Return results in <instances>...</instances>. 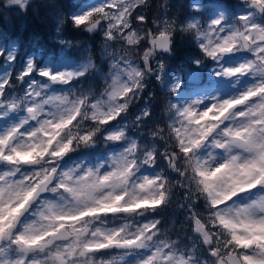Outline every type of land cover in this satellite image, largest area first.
Here are the masks:
<instances>
[{
    "label": "snow or ice",
    "instance_id": "obj_1",
    "mask_svg": "<svg viewBox=\"0 0 264 264\" xmlns=\"http://www.w3.org/2000/svg\"><path fill=\"white\" fill-rule=\"evenodd\" d=\"M252 3L259 7L264 0ZM140 4V0H105L74 16L73 23L86 31L100 28L108 39L118 34L129 45H137L144 37L134 39L135 33L125 30L130 28L129 17ZM239 19L248 17L241 15ZM198 39L204 53L217 65L214 75L227 80L233 91L227 96L211 94L171 105V122L166 129L152 132L153 144L163 140L165 151H156L150 157L155 163L151 167L143 164L134 174L136 164H126L130 159L127 152L138 151L139 144L135 139H122L127 135V125L120 123L130 105L124 102L132 101L142 90L143 73L131 61L119 64L106 93L88 98L89 111H100L101 119L85 121L86 126L78 124L83 99L73 107L68 94L46 89L55 83L70 85L92 67L91 61L75 71L40 69L36 74L46 78L47 83L30 80L19 97H8L12 84L9 74L0 78V236L18 228L23 215L45 206L47 201L51 215L45 219L54 216L56 227L35 235L27 243L41 249L51 247L57 239L49 237L63 233L59 240L72 243L64 244L63 251L52 253L54 264L80 259L100 260L102 264H264V25L257 27L253 23L243 32L233 31L216 18ZM148 40L151 48L144 51L145 60L154 47H167L169 36L166 31L149 33ZM236 53H246L248 58L234 64L224 62ZM6 60L11 63L14 56L8 55ZM34 71L33 61L29 60L16 79L24 81ZM113 102L114 108H105L106 103ZM148 115L143 111L142 116ZM5 120L14 122L4 125ZM136 120L140 121L141 116H136ZM74 126L75 133L61 141L64 132ZM40 137L48 145L44 168L30 163L34 159L32 146ZM100 137L119 142L122 151L94 164L77 163L62 171V161L79 150V145ZM160 158L176 174L175 184L169 172L160 168ZM146 167L160 170L141 175ZM133 180L137 192L146 195L123 206L126 193L121 189ZM175 185L185 192L192 233L190 245L181 246L183 242L167 238L158 227L161 221L156 215L171 203ZM105 188V196L112 197L109 204L97 195ZM57 192L63 195L57 197ZM92 203L98 206L87 207ZM123 216L131 217L132 223L121 225L114 220L104 227L81 232L80 225L85 221L98 224L97 217ZM14 234L17 239L26 240L21 231ZM44 241L47 244H42ZM3 254L0 249V256Z\"/></svg>",
    "mask_w": 264,
    "mask_h": 264
},
{
    "label": "trees",
    "instance_id": "obj_2",
    "mask_svg": "<svg viewBox=\"0 0 264 264\" xmlns=\"http://www.w3.org/2000/svg\"><path fill=\"white\" fill-rule=\"evenodd\" d=\"M193 3H202L206 6H221L225 12L229 13L228 15L235 12L236 8L238 10L241 4L239 0H182L180 7L183 8V10L180 15L184 22H186L190 15L197 12L190 9V5ZM79 4L80 1H77L73 3V5L68 6L66 9V16L64 18V27L66 29V34H68L67 37L68 39H73V43L83 38L85 34L84 28L74 27L73 21L69 17V15L76 10ZM63 6L65 7V5ZM155 7V9H148L145 12L147 19L151 16L154 10L159 8V1L155 3ZM204 9L207 10L208 8ZM51 19L52 18L46 10L40 6L36 7L34 11L26 8V11H22L17 13V15L11 16L10 21H6L0 16L1 50H5V47L10 40H14L16 42L15 60H17L16 58L22 53L28 55L37 52H40L41 54L54 52L57 43L52 39V32L54 30ZM261 22L264 23V20H261ZM200 28L203 30L202 26H200ZM68 29L71 31H68ZM96 36V34H93L92 38H97ZM190 38L194 39V33L189 38L182 37V33L178 31L174 34L172 37L173 53L172 55L165 54L163 56L166 61V67L162 75L163 85H160L155 81V75L148 76L144 81L145 87L138 93L137 97L132 100V104L129 105L127 113L124 114L123 120L120 121L121 124L127 125V135H131L132 138L138 142V144H153L154 137L152 136V132L158 128L166 129L167 124L171 122L169 120L170 114L166 111V105L170 100H172V102H175V100L172 98L171 93H165L162 90L172 81V77H174V75L181 74L189 69H195L196 66L193 64V59L195 57L202 58V53H200L199 48L196 47ZM91 43L92 46L90 55L93 59L95 67L90 70L91 72L88 70L83 76L76 77L70 85H59L60 90L67 91L70 87H76L78 89L91 87L92 96H100V93L103 91V86L107 82H110L113 71L110 70V65L105 62L106 60L102 61L98 58L99 49L96 45L97 42H92L91 40ZM73 48L74 47L72 46L68 49L66 54L68 58L70 57V51H72ZM148 48H151V44L147 38L146 41L141 43V52L139 58L137 59L138 66L141 68L143 67L144 51ZM152 59L153 58L151 57L149 59L151 67ZM14 73L15 67L13 66L9 72V79L12 82L11 87L8 88L9 98L13 96H22L21 91L23 83L17 85V79ZM98 74H100V78L98 77ZM185 94H187L186 90H179L178 99L180 102L184 100ZM142 108L147 109L149 115L146 117L141 116V120L137 121L134 116L141 111ZM155 145L158 152L163 153L165 151V142L163 140H159L155 143ZM109 148H112V146L108 145L106 147H101L100 145H97L92 148H82L69 154L64 161L72 160L83 155L102 154ZM158 163L160 168H164L169 172V178L175 184L177 179L176 174L167 169V162L160 158ZM160 168H151V170L159 171ZM184 195V190L181 189L179 185H175L173 188L171 203L167 207H162L156 215V218L161 221L160 225H158L161 233L171 240L183 242L181 246L190 245L192 243L189 239L192 235L189 229V220H183V217H185L184 213H188L190 215V212L189 210H181V208L188 206L184 200Z\"/></svg>",
    "mask_w": 264,
    "mask_h": 264
},
{
    "label": "rangeland",
    "instance_id": "obj_3",
    "mask_svg": "<svg viewBox=\"0 0 264 264\" xmlns=\"http://www.w3.org/2000/svg\"><path fill=\"white\" fill-rule=\"evenodd\" d=\"M80 1V4L76 8V10L69 15V17H74L77 15H80L84 13L85 11L90 10L93 7L99 6L105 2V0H55L54 3H37L33 4L30 3L26 6L29 10H35L36 7H41L49 14V16L52 18L51 21L53 23V37L52 39L56 41V49L52 53L48 54H41L40 52L33 53V54H21L16 59L13 60L11 63H8L6 60V57L8 55H12L15 57L16 52V42L14 40H10L5 50H1L4 53L3 56H0V78H2L6 73L9 74L12 67H15V76L18 72L22 71L27 64L29 60H32L34 62V66L36 71L33 72V74L30 77H27L24 81L17 80V85L20 83H23V88L21 91V95H23V91L27 89L28 87V81L34 80L40 83H47L46 78L40 77L36 72H38L40 69H49L51 72H63V71H75L77 69L82 68L84 65H86L89 61L93 63V59L90 55L91 50V40L92 42H97L98 47V58L102 61H105L107 64L110 65L113 60H119L121 66H123L124 61H131L135 66H138V58L140 56L141 52V43L143 41H146L148 38V34H158V29L161 27V25L164 23V21H168L169 23H172L174 27L179 32V29L181 26H183L188 20H199L200 26H202L203 30H206L208 28V24L210 21L214 18L223 16V24L225 28H228L231 26L233 19L245 13L248 11L245 9L243 4H240L238 10L235 9V12L228 15V12H225L221 6H212V5H203L202 3H193L190 5V9L197 11L193 15H190L189 18H187L186 22H184L181 18V13L183 8H181L182 0H145L143 4H140L132 13V15L129 17L130 22V29L125 30L127 33L129 30L136 33L138 32L144 39L140 41L137 45H124V42L121 40H117L114 42H111V47L105 50L104 46L101 43H98L101 40V32L104 31L102 29H96L91 34H89L88 31L84 30L85 34L84 37L77 40L75 43H73V39H68V34H66V29L64 27L65 23V16H66V9L68 6L73 5V3ZM159 1V8L154 10V12L151 14V16L147 19L145 16V12L149 9H155V3ZM241 2V0H239ZM65 5V7L63 6ZM195 5L196 8H193L192 6ZM148 7V8H147ZM204 8H208L205 10ZM110 11H115V9H112ZM22 12L17 5H9L4 6L2 4V0H0V16L6 20L10 21L11 16L17 15V13ZM137 16H142L143 20L137 19ZM228 16V17H227ZM72 20V19H71ZM149 20V21H148ZM73 21V20H72ZM257 23H262L261 19L257 20ZM74 24V23H73ZM105 28L107 22H104ZM70 29H68L69 31ZM71 31V30H70ZM96 34L97 38H92V35ZM118 35V34H117ZM119 36V35H118ZM91 40H90V39ZM122 45L124 47L131 50L132 55L129 57L128 54L124 51V48H122ZM74 47L72 51H70V57L68 58L66 56L67 51L69 48ZM108 52H111L113 54L112 57L108 56ZM163 58L161 55H156L155 58L152 59V68L156 69L158 68V61ZM248 58V54L246 53H236L232 54L226 59L224 62L226 64H234L237 62H241ZM164 59V58H163ZM100 63V62H99ZM208 65V66H206ZM99 67V66H98ZM216 63L214 61L208 60L205 61L203 65L196 66L195 69H189L184 71L181 74L174 75L172 77V80L179 79L181 83V88L186 90L187 94H185L184 100L189 98H199L201 96H207L211 94H217L222 96H227L231 94L233 91L231 85L229 82L225 79H221L214 75V72L216 70ZM97 69V68H96ZM98 77L100 78V74H98ZM172 82V81H171ZM243 83H247V81H244ZM59 83L50 84L49 88L46 89V91L50 93H62L64 91L60 90ZM239 86H243L242 84ZM64 90V89H63ZM101 96V95H100ZM96 96V97H100ZM105 98V97H104ZM183 100V101H184ZM132 104V102H131ZM145 108H142L141 111H139L135 116H142L143 111ZM14 122L11 120H5L4 125H7V123ZM129 138L133 139L131 135H128ZM112 146V148L107 149L105 153L102 154H95V155H83L79 156L78 158L72 159V160H66L63 161V163L71 164L73 161H85V162H96L98 160H104L107 158L108 153H114L117 151H120L122 148V145L119 142H113L112 144H109ZM155 171L151 170V168H144L141 171V175H152ZM243 199V198H242ZM181 210H189L188 206L185 208H181ZM185 217H183V220L188 219L189 214L184 213ZM114 223H120V221H114Z\"/></svg>",
    "mask_w": 264,
    "mask_h": 264
},
{
    "label": "clouds",
    "instance_id": "obj_4",
    "mask_svg": "<svg viewBox=\"0 0 264 264\" xmlns=\"http://www.w3.org/2000/svg\"><path fill=\"white\" fill-rule=\"evenodd\" d=\"M54 2L55 0H2V4L4 6L17 5L19 6L21 11H26V6L29 5L30 3H33L35 5L37 3L47 4V3H54ZM144 2L145 0H140L141 4H143ZM241 4H243L245 9L248 10L241 15H246L248 19L240 20L239 17L241 15L236 16L233 19V22L230 26L233 31L243 32L246 26L253 24V23L256 24L257 27H259L260 25H264V23H257L258 19L264 20V11L261 10L262 8H264V4H261L259 7H257L252 3V0H241ZM192 7L196 8L195 5H193ZM217 18L221 20L224 19L223 16H220ZM70 19L73 20V17H70ZM74 27H77V26L74 24ZM93 31H88V32L89 34H91ZM160 31L167 32L169 36L168 44H167V47H154L151 52V56H150L151 58H155L157 53H159L161 57H163L165 54L172 55L173 53V48H172L173 42L171 38L177 32V29L174 27L172 23H169L168 21H164V23L158 29V33ZM204 31H207V29L201 30L199 20H188L179 29V32L182 33V37L189 38L194 33V39L192 38L190 39L196 45V47L199 48L200 53H202V58L195 57L193 59V64L195 66H200V65H203L205 61L213 60L212 57L204 53V51L202 50L201 44L199 42V39H198L201 32H204ZM129 33L131 34L134 32L129 30ZM141 37L142 36L138 32H136L134 39H139ZM117 40L123 41L124 45H129L128 43L125 42L123 36H118L115 33L112 39H108L105 31L101 32V40L98 43L102 42V45L107 51V49H109L112 46L111 42H114ZM124 45H122V48H124V51L130 57L132 55V52L130 49L124 47ZM107 54L109 57L113 56L111 52H108ZM150 57L148 58V60H145L143 58L142 68L137 66L140 68V71L143 73V75L140 78L142 81V89L145 87V84H144L145 79L148 76H152V75H155V81L158 84L163 85L162 75L166 67V61L163 58H161L158 61V68L154 69L150 66V63H149ZM91 64H92V67L89 69V72H91L90 70L95 67V65L92 62ZM119 64H120L119 60H113V62L110 63V70H112L113 73H115ZM111 82L112 81L110 78V82H107L103 86V91L100 93V95L106 93L107 89L111 85ZM174 85H176L175 90H174ZM180 86H181L180 81H177L174 78L172 82L168 83V85L164 87L162 90L165 93H171L172 98L175 100V102H172V100H170L169 103H167L166 111L168 113H170L171 111V105H175L180 102V100L178 99V93L181 88ZM62 93L68 94L69 104L72 105L73 107L79 106L81 99H83V107L80 108V120L78 122L79 125H85V121H88V120L101 119L100 111L96 109H92L91 111H89L88 98L92 96L91 87L86 88V89H78L76 87H70L69 90L64 91ZM105 101L107 102L106 95H105ZM131 102H132L131 100H128V101H125L124 103L131 104ZM115 106H116L115 102H113L111 105H108L106 103L105 108L106 109L108 107L114 108ZM127 110L128 109L126 108L125 111ZM144 111L148 112L147 109H145ZM65 115L71 116V113H65ZM96 127L97 129H99V125H97ZM75 131H76L75 126L72 130L65 131L63 136L60 138L61 141H66L69 138V136L75 133ZM43 139H44L43 137L38 138L36 145L32 146L34 150L31 151V155L34 159L30 161V163L40 165L41 168H44L45 165L48 163L47 158L44 155V150L45 148L48 147V145L46 143L41 142ZM122 139L128 140L130 138L128 135H126ZM112 143L113 142H110L104 139L103 137H100L98 139H93L89 143L79 145V148L87 149V148L95 147L97 145H100L101 147H106ZM138 149H139L138 151L130 150L127 152V156L130 157V159L126 161V164H132V163L136 164V167L133 169V174L139 171L140 168L145 163H148L149 167H151V165L155 163V161H152L150 157L151 155H154L156 151H158L155 144H145V145L139 144ZM145 149H147V151H145ZM53 151H55V149H53ZM120 151H122V149ZM120 151H117V152H120ZM112 154L113 153L111 152L108 153L107 157L111 156ZM63 161H62V164H63L62 171L72 168L74 164L85 162L81 160V161H73L71 164H67V163H63ZM88 163L94 164L95 162H88ZM60 166H61L60 164H57V167H60ZM134 184H135V181L133 180L132 182H130L128 185H126L124 188L121 189V191L126 193V198L123 200V206H130L131 204L135 203L139 198H143L146 195L143 192L138 193L136 188L134 187ZM107 192H108V188H105L104 191H101L97 194L99 199L102 200L104 204H109L112 200V197L110 195H108L107 197L105 196V193ZM56 195L57 197H59L63 194L57 192ZM57 203L62 204L63 201L58 200ZM96 206H98L96 203H92V204H89L87 207H96ZM71 207L73 208L74 211L77 210L76 206H71ZM53 211H58V209H53ZM50 215L51 214L48 212L47 201H46L45 206H41L39 209L33 208L26 215H23L20 221H18V225H19L18 228H14L12 231L6 232L3 236H0V249H2L4 253L3 256H0V264H54L52 253L56 251H63L62 246L64 244H68L70 246L72 243L71 241L59 240L58 236L62 235L63 233L58 234L57 237H49V240L57 239V244H53L51 247H45L41 249V246L39 245L31 246L27 243V240L34 238L35 235H40L56 227V218L54 216L51 217L50 219H45V217L50 216ZM96 219L99 221L98 224H94L93 221H85L84 224L80 225L81 232H84L86 229L104 227L106 224H111L114 220H119L121 225L125 223H128V224L132 223V218L129 216L97 217ZM17 230L21 231L24 234V236L26 237V240L21 241L16 238L14 233ZM68 231L69 229H64V232H68ZM84 239H87V236H85ZM81 243H83V240H81ZM42 244H47V241L42 242ZM69 264H102V262L100 260L86 261V260L80 259V260H69Z\"/></svg>",
    "mask_w": 264,
    "mask_h": 264
},
{
    "label": "water",
    "instance_id": "obj_5",
    "mask_svg": "<svg viewBox=\"0 0 264 264\" xmlns=\"http://www.w3.org/2000/svg\"><path fill=\"white\" fill-rule=\"evenodd\" d=\"M159 54V53H158ZM166 161V160H165Z\"/></svg>",
    "mask_w": 264,
    "mask_h": 264
}]
</instances>
